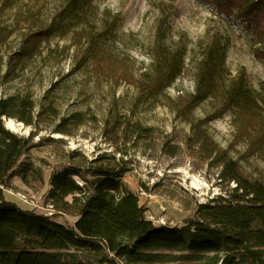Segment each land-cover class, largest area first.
Instances as JSON below:
<instances>
[{
  "label": "rangeland",
  "instance_id": "rangeland-1",
  "mask_svg": "<svg viewBox=\"0 0 264 264\" xmlns=\"http://www.w3.org/2000/svg\"><path fill=\"white\" fill-rule=\"evenodd\" d=\"M68 1L0 0L1 97L28 93L37 112L53 106L60 117L82 112L91 120L73 136L52 133L55 123L46 122L47 127L33 138L35 147L22 158L42 172L43 182L26 185L14 177L5 198L23 209L53 214L48 197L52 175L64 167L83 166V158L87 162L102 155L119 158L104 141L102 130L126 117L155 129L154 145L128 147L122 179L155 226L182 227L195 217L200 204L233 200L235 185L221 183L219 170L203 159L199 145L186 143L192 136L191 126L175 106L195 94L207 50L219 44L227 47L226 86L242 82L264 102V34L241 14L244 0H231L221 11L212 0H87L84 23L79 19L73 32L52 38L42 45L41 53L16 65L23 30L50 25ZM93 42L101 49L99 65L92 57ZM177 50L185 53L184 71L156 98L140 99L135 83L105 72L108 66L127 78L133 69L137 80L149 81L156 61ZM218 106L216 101H204L193 109V119L228 150L241 169L264 184V110L253 117L255 125L247 130L244 116L218 112ZM5 127L26 139L32 132L14 119L5 120ZM165 141L180 146L177 156L171 158L161 150ZM53 217L68 227L77 220L57 211Z\"/></svg>",
  "mask_w": 264,
  "mask_h": 264
},
{
  "label": "trees",
  "instance_id": "trees-1",
  "mask_svg": "<svg viewBox=\"0 0 264 264\" xmlns=\"http://www.w3.org/2000/svg\"><path fill=\"white\" fill-rule=\"evenodd\" d=\"M84 1L87 2L69 0L50 25L23 30L22 42L15 54L16 65L41 53L42 45L52 38L73 32L74 23L79 19L84 23ZM212 2L218 11L225 4L226 7L231 4V0ZM244 2L241 14L250 25L262 28L264 34V0ZM99 47L92 43V57L98 65L103 62ZM163 56L156 61L149 81L137 80L134 70L127 67V78L119 69L106 66L105 72L118 80L135 83L140 99L156 98L184 71L185 53L177 50ZM226 56L224 45L208 48L195 94L185 104L177 103L175 108L191 126L192 136L186 143L199 145L203 159L219 170L220 182L235 185L232 193L236 197L226 203L200 204L195 217L182 227L155 226L147 219L138 196L122 183L128 147L138 149L141 145H154L156 141L154 128L126 117L116 119L102 130L104 141L114 148L119 158L102 155L91 162L83 158V166L64 167L52 175L49 202L58 213L77 218L73 227L8 201L4 189L12 178L20 177L26 185L32 181L43 182L42 172L22 158L33 150V138L47 127L46 122L55 123L52 133L73 136L91 120L82 112L60 117L53 106L37 112L28 93L0 95V264H102L107 261L119 264L118 259L124 264H264V184L241 169L228 150L192 115L193 109L204 101H216L218 112L234 111L240 118L244 116V128L248 130L250 125H255L254 118L263 113L264 102L249 85L238 81L228 86L224 83ZM8 75L9 72L5 77ZM8 119L30 127V137L22 138L7 129L5 120ZM160 147L171 158L181 149L167 141ZM77 155L73 153L72 157Z\"/></svg>",
  "mask_w": 264,
  "mask_h": 264
},
{
  "label": "built area",
  "instance_id": "built-area-1",
  "mask_svg": "<svg viewBox=\"0 0 264 264\" xmlns=\"http://www.w3.org/2000/svg\"><path fill=\"white\" fill-rule=\"evenodd\" d=\"M4 190H6V189H4ZM49 208L52 210V208L50 207V205H49ZM52 212H53V214L56 213L55 210H52ZM53 214L52 213H49V214L48 213H45L46 216H53Z\"/></svg>",
  "mask_w": 264,
  "mask_h": 264
},
{
  "label": "bare ground",
  "instance_id": "bare-ground-1",
  "mask_svg": "<svg viewBox=\"0 0 264 264\" xmlns=\"http://www.w3.org/2000/svg\"><path fill=\"white\" fill-rule=\"evenodd\" d=\"M12 127H14V126L12 125ZM11 130H12V129H11ZM50 207L52 208V210H55L52 204L50 205ZM44 215H45V214H44ZM118 262H119V264H124V262H122V261L119 260V259H118Z\"/></svg>",
  "mask_w": 264,
  "mask_h": 264
}]
</instances>
